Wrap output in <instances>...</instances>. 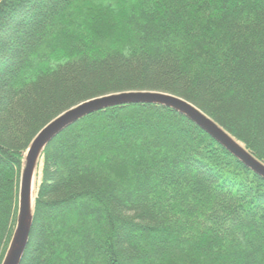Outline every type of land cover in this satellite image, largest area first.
Listing matches in <instances>:
<instances>
[{
  "label": "trees",
  "instance_id": "obj_1",
  "mask_svg": "<svg viewBox=\"0 0 264 264\" xmlns=\"http://www.w3.org/2000/svg\"><path fill=\"white\" fill-rule=\"evenodd\" d=\"M127 91L186 100L264 164V0H0V264L33 139ZM31 213L19 264H264V178L159 104L62 129Z\"/></svg>",
  "mask_w": 264,
  "mask_h": 264
},
{
  "label": "water",
  "instance_id": "obj_2",
  "mask_svg": "<svg viewBox=\"0 0 264 264\" xmlns=\"http://www.w3.org/2000/svg\"><path fill=\"white\" fill-rule=\"evenodd\" d=\"M129 103H154L183 113L248 168L264 178V164L248 153L243 146L200 109L180 97L152 91H127L93 98L54 118L41 129L28 148L20 177L16 228L2 264H19L26 248L32 225L34 172L43 146L62 129L79 118L103 108Z\"/></svg>",
  "mask_w": 264,
  "mask_h": 264
}]
</instances>
